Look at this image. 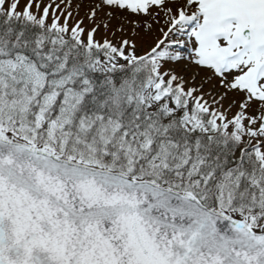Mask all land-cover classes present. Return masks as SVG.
<instances>
[{"label": "snow or ice", "instance_id": "6c2138e0", "mask_svg": "<svg viewBox=\"0 0 264 264\" xmlns=\"http://www.w3.org/2000/svg\"><path fill=\"white\" fill-rule=\"evenodd\" d=\"M0 264H264V0H0Z\"/></svg>", "mask_w": 264, "mask_h": 264}, {"label": "bare ground", "instance_id": "6f19581e", "mask_svg": "<svg viewBox=\"0 0 264 264\" xmlns=\"http://www.w3.org/2000/svg\"><path fill=\"white\" fill-rule=\"evenodd\" d=\"M81 16H83V12H81ZM103 36V32H101V34H100V37H102ZM100 37H98V38H100Z\"/></svg>", "mask_w": 264, "mask_h": 264}, {"label": "rangeland", "instance_id": "374dc122", "mask_svg": "<svg viewBox=\"0 0 264 264\" xmlns=\"http://www.w3.org/2000/svg\"><path fill=\"white\" fill-rule=\"evenodd\" d=\"M77 2H79V0H77ZM83 12V11H82ZM115 23V22H114Z\"/></svg>", "mask_w": 264, "mask_h": 264}]
</instances>
